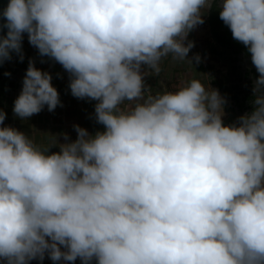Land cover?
I'll list each match as a JSON object with an SVG mask.
<instances>
[{"label":"clouds","instance_id":"clouds-1","mask_svg":"<svg viewBox=\"0 0 264 264\" xmlns=\"http://www.w3.org/2000/svg\"><path fill=\"white\" fill-rule=\"evenodd\" d=\"M212 9L258 74L231 124L209 81L146 94L164 59L201 61L188 37ZM0 16V63L23 61L27 34L102 125L41 146L0 110L3 264H264V0H8ZM52 80L30 58L14 116L63 106Z\"/></svg>","mask_w":264,"mask_h":264},{"label":"flooded vegetation","instance_id":"flooded-vegetation-1","mask_svg":"<svg viewBox=\"0 0 264 264\" xmlns=\"http://www.w3.org/2000/svg\"><path fill=\"white\" fill-rule=\"evenodd\" d=\"M210 36L212 41L209 45V52L212 58L217 60L222 67V70L211 79V86L217 88L221 95L226 97L227 103L224 111L227 116L225 122L231 124L236 122L239 116L251 111L252 84L258 74L251 63L250 55L246 53L245 47L233 39L230 29L219 19L217 10H214L210 15ZM26 39L27 34H25L23 40V61L14 53L13 58L9 61L16 66L12 65L13 67L8 68L6 66L7 61L0 64V110L7 112L5 125H12L34 135L35 132H39V126L43 127L42 125H44L47 128L48 121L52 122L51 116H45V121L42 118L37 121L42 114V110L27 121H22L20 118L15 117L12 111L13 102L22 88V80L17 76L13 77V74L17 73L18 64L28 62L30 58L39 59L37 53L26 47ZM6 72L11 73V75H5ZM31 126H34L35 132ZM39 136L35 137L38 145L41 142ZM50 151L55 150L51 148Z\"/></svg>","mask_w":264,"mask_h":264},{"label":"crops","instance_id":"crops-1","mask_svg":"<svg viewBox=\"0 0 264 264\" xmlns=\"http://www.w3.org/2000/svg\"><path fill=\"white\" fill-rule=\"evenodd\" d=\"M216 10H210L204 17L205 22L198 25L190 34L188 39L195 41V46L190 50L189 57L192 58L196 53H199L202 57L199 63L193 61V65L185 62H174L170 58H166L161 63V71L157 73H150L145 76L146 94L154 95L158 91H162L165 88L174 89L181 83L182 79H188L191 77H196L201 79L203 82L207 83L209 81L210 85L212 83L211 79L214 78L215 74L222 70V67L217 60L213 59L210 52V15ZM218 11V10H217ZM45 70L49 71L52 76L53 85L58 89H62L63 94H70V89H68L69 77L67 72L62 68L59 63L46 57L45 59ZM59 74V75H58ZM95 104V103H94ZM86 109V107H85ZM84 109V110H85ZM90 109V108H89ZM88 110V109H87ZM226 113L224 111L223 120L225 122ZM78 122V121H77ZM85 122L84 116L80 122L75 124L83 125ZM226 123V122H225ZM69 127H73V123L68 124ZM3 264V262H2ZM30 264H54V262L45 256V259L41 262L38 259L32 260ZM55 264H70V262H55ZM75 264H81L78 258Z\"/></svg>","mask_w":264,"mask_h":264},{"label":"rangeland","instance_id":"rangeland-1","mask_svg":"<svg viewBox=\"0 0 264 264\" xmlns=\"http://www.w3.org/2000/svg\"><path fill=\"white\" fill-rule=\"evenodd\" d=\"M26 47L33 50V52L37 53V58L34 59L36 62V66L38 68H41L45 70V59L46 57H41L37 51L36 48H34L31 44H29L28 39H26L25 43ZM36 55V54H35ZM43 59L44 62H41ZM28 62H24L21 64H18L17 66V73L13 74L14 76H17L20 80H23V77L25 75L26 69L28 67ZM16 66L11 61H7L6 66L9 68L11 66ZM12 66V67H13ZM13 71V69H11ZM58 92L60 94V99L62 101L63 106H57V108L54 111H48L46 112L47 107L45 106L44 112L42 111L41 116L38 117V120L40 118L45 121V116H51L52 122L50 123L48 121L47 128L42 125L43 127L39 126L38 131L40 134L39 138L41 140L40 145L47 146L52 139H54V135L61 134V133H68L72 140H75L77 137V133L74 130V128L69 127V123H73V125L80 120L85 119V122L82 127L87 128L90 132H95L97 129L102 128V125H99L95 122L94 118L92 117V113L94 112V103L95 101H89L87 99H78L70 94H63L62 89H58ZM86 107V109H85ZM90 108V109H89ZM85 109V110H84ZM88 109V110H87ZM49 120V119H48ZM78 121V122H77ZM46 138V139H44ZM58 139L60 142H65L63 135H59ZM55 151H58L57 147H52ZM3 261H0V264H2Z\"/></svg>","mask_w":264,"mask_h":264},{"label":"water","instance_id":"water-1","mask_svg":"<svg viewBox=\"0 0 264 264\" xmlns=\"http://www.w3.org/2000/svg\"><path fill=\"white\" fill-rule=\"evenodd\" d=\"M7 3L8 0H0V12H2L3 8L7 5ZM3 23H4V18L0 16V35H3L7 31V29L2 27Z\"/></svg>","mask_w":264,"mask_h":264}]
</instances>
